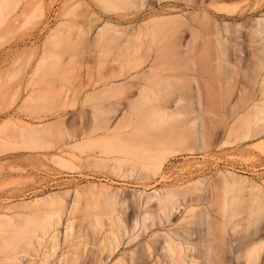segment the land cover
<instances>
[{"label":"rangeland","instance_id":"obj_1","mask_svg":"<svg viewBox=\"0 0 264 264\" xmlns=\"http://www.w3.org/2000/svg\"><path fill=\"white\" fill-rule=\"evenodd\" d=\"M130 1L0 0L9 10L8 20L0 18V248L53 209L32 200L68 192L70 202L78 190L75 240L96 223L107 235L112 220L123 233L105 264L137 242L150 246L153 256L165 239L198 240L207 223L213 225L217 264H249V246L264 236V0ZM19 53L26 60H17ZM154 58L164 69L143 75ZM193 78L200 87L206 146L190 153L184 150L194 145L191 116L171 113L163 123L150 110L177 98L186 106ZM108 84L122 87L105 91ZM177 158L190 160L185 171L202 173L168 180L165 166ZM163 160L155 175L154 162ZM230 173L236 181L226 184L222 176ZM203 178L195 193L179 195L175 202L182 206L170 216L150 201L156 190ZM201 212L209 214L208 222L200 220ZM99 235L89 250L97 251ZM0 261L10 262L1 251Z\"/></svg>","mask_w":264,"mask_h":264},{"label":"bare ground","instance_id":"obj_2","mask_svg":"<svg viewBox=\"0 0 264 264\" xmlns=\"http://www.w3.org/2000/svg\"><path fill=\"white\" fill-rule=\"evenodd\" d=\"M113 1V0H111ZM120 1V0H118ZM123 1V0H122ZM127 1V0H126ZM133 1V0H132ZM130 1V2H132ZM188 3L193 2V0H185ZM101 4V3H100ZM102 5V4H101ZM100 5V6H101ZM16 9V8H15ZM8 8L5 7V3L1 2L0 3V18L4 19V20H8L9 18V13H8ZM13 11V10H12ZM11 11V12H12ZM16 11V10H14ZM12 14H10L11 17ZM194 15V14H192ZM190 15V16H192ZM205 16V15H204ZM97 17V16H96ZM196 17V16H195ZM180 18V17H179ZM190 18V17H189ZM234 18V17H233ZM98 19V18H97ZM182 19V18H181ZM179 19V20H181ZM193 20V17L190 18V20ZM195 19V18H194ZM176 20V19H175ZM188 19H186L187 21ZM203 20V19H202ZM201 20V21H202ZM172 21V20H171ZM183 21V19H182ZM205 21V20H204ZM90 22V21H89ZM95 22V21H94ZM97 22V20H96ZM101 22V21H98ZM185 22V20L183 21ZM238 22V21H237ZM91 23V22H90ZM87 24V23H86ZM98 24V23H97ZM105 24V23H104ZM108 25V24H107ZM206 25H208L206 23ZM238 25V24H236ZM105 27H107L106 25H104ZM224 27V26H222ZM227 27V26H226ZM236 27V26H235ZM264 28V27H263ZM262 28V29H263ZM187 29V28H186ZM57 31V30H56ZM96 32V31H95ZM218 32V31H217ZM58 33V32H57ZM229 33V32H228ZM227 33V34H228ZM180 34V33H179ZM222 33H220L221 35ZM226 34V35H227ZM54 36V34L52 35ZM50 35V37H52ZM232 36V35H231ZM258 36V35H257ZM175 37V36H174ZM215 37V36H214ZM194 38V37H193ZM209 39H211L210 37H208ZM219 38V37H218ZM175 40V39H174ZM177 40V39H176ZM198 40V39H197ZM244 40V39H243ZM252 40V39H251ZM192 41V40H191ZM202 41V40H200ZM223 41V40H222ZM225 41V40H224ZM154 42V41H153ZM177 42V41H175ZM195 42L196 39H193V42L188 45V49H190L189 51H192L195 47ZM264 42V41H263ZM173 43V42H172ZM203 43V42H202ZM222 44V43H221ZM178 46V45H177ZM183 46V45H181ZM259 46V45H258ZM158 47V46H157ZM163 47V46H162ZM184 47V46H183ZM178 48V47H175ZM174 48V49H175ZM234 48V47H233ZM173 49V48H172ZM192 49V50H191ZM204 49V48H203ZM231 49V48H230ZM242 49V48H241ZM205 50V49H204ZM229 50V49H228ZM264 50V49H263ZM176 53V52H175ZM25 54V55H24ZM166 54V53H165ZM229 54V53H228ZM163 55V54H162ZM27 55L26 53H19L16 57L17 60H26ZM161 58V57H159ZM31 59V58H30ZM158 58H154L150 61V68L148 70L142 71L141 73L145 76H149V73L158 71V70H163L164 68L162 67L163 65H156V61ZM164 59V57H163ZM240 59V58H239ZM30 61V60H28ZM222 62V61H221ZM214 65V63H213ZM212 65V66H213ZM215 67V65H214ZM201 68V67H200ZM199 69V68H198ZM204 69V68H203ZM212 69V68H211ZM109 70V69H108ZM192 70V69H191ZM214 70V69H213ZM211 70V71H213ZM202 71V70H201ZM239 71V70H238ZM241 71V70H240ZM36 73V72H35ZM148 73V74H147ZM113 74L114 71H113ZM121 77H124V79L126 81L130 80L133 78V76L131 75H126V74H121ZM146 78V77H145ZM200 78V77H199ZM197 79V78H196ZM202 79V78H200ZM194 78L192 79V82L187 83L188 87L186 88H190L189 90H192L190 95H189V101L188 104L186 106H184V104L182 103L185 99L184 98H177L175 99L172 105H166L163 107H160L159 109H152L150 110V112H154V114H156L157 116L160 117V119L165 118L169 115H172L173 113L175 114H184V115H190L191 116V126L194 128L195 132H194V136L193 134L192 137H190L189 140L193 139L194 145L193 147L191 146L190 148H186L187 152H194L197 149L198 150H203L205 149L206 146V137L204 135V128H203V124L201 121V114L203 113V109H202V103H201V98H200V87H199V83H197L198 80L193 81ZM146 82V81H145ZM197 83L195 85H191L192 83ZM128 83V82H127ZM190 84V86H189ZM241 84V83H240ZM126 85V84H125ZM38 86V85H37ZM118 86V85H117ZM121 85H119L118 87L116 86H110V84L105 86V91L108 90H117V88H120ZM35 87V86H34ZM122 87V86H121ZM146 87V86H145ZM143 87V94L148 93L147 90H145ZM104 89V88H103ZM148 89V88H147ZM121 90V89H119ZM104 91V93H105ZM149 91V89H148ZM98 92V91H97ZM109 92V91H108ZM244 92V90H243ZM43 93V92H42ZM80 93V92H79ZM95 93V92H94ZM116 93V92H115ZM261 95H260V99H262V97L264 96V92L262 93L260 91ZM93 94V93H91ZM91 94L89 95L91 97ZM102 94V92H101ZM99 95V96H104V95ZM107 94V92H106ZM112 97V93H110ZM107 94V95H110ZM120 94V93H119ZM243 94V93H242ZM98 95V94H96ZM35 96V95H34ZM38 96V95H37ZM41 96V93H40ZM87 96V97H89ZM98 96V98H99ZM233 96V95H232ZM95 97V96H93ZM93 97H91L93 99ZM97 97V96H96ZM106 97V95H105ZM114 97V96H113ZM181 97V96H180ZM37 98V97H36ZM42 98V97H41ZM107 99L109 98V96L106 97ZM105 98V99H106ZM121 98V97H120ZM146 98V97H145ZM38 99V98H37ZM35 99V100H37ZM87 99V98H86ZM90 98H88L89 100ZM100 99V98H99ZM111 98H109L110 100ZM24 100V99H23ZM95 100L97 101V98H95ZM101 102H103V97ZM188 100V99H187ZM32 101V96H29L26 99V102ZM94 101V99H93ZM95 101V102H96ZM106 101V100H105ZM111 101V100H110ZM59 102V101H58ZM87 102V101H85ZM92 103V101H90ZM94 102V103H95ZM119 102V101H118ZM33 103V102H32ZM46 103V102H45ZM76 103V102H75ZM100 103V101H99ZM90 103L88 102V105ZM93 104V103H92ZM33 105V104H32ZM74 105V104H72ZM118 105V104H117ZM159 105V104H158ZM30 106V105H29ZM34 106V105H33ZM39 106V105H38ZM60 106V105H59ZM99 106V105H98ZM103 106V105H102ZM120 106V105H119ZM124 106V105H123ZM32 107V106H30ZM67 107V106H66ZM70 107V106H69ZM43 108V107H42ZM62 108V106H61ZM93 108V107H92ZM97 108V107H96ZM95 107L93 108L94 110L96 109ZM103 108V107H102ZM118 108V107H117ZM116 108V109H117ZM123 108V107H122ZM258 108V107H257ZM255 108V109H257ZM260 108V107H259ZM66 109V108H65ZM210 110V109H209ZM31 111V110H30ZM37 111V110H34ZM42 111V110H41ZM46 111V110H45ZM111 112V110H107ZM137 111V110H136ZM98 112V110H97ZM102 112H104L102 110ZM109 112V113H110ZM133 112V111H132ZM131 112V113H132ZM28 113V112H27ZM41 113V112H40ZM96 113V112H95ZM139 113V112H138ZM172 113V114H171ZM38 115V111L36 113ZM44 114V112H43ZM41 113V115H43ZM113 114V113H111ZM153 114V115H154ZM33 116V115H32ZM93 116V115H92ZM104 116L106 117V115L104 114ZM261 116V115H259ZM154 117V116H153ZM158 117V118H159ZM107 118V117H106ZM145 118V117H144ZM257 118V116H256ZM261 118V117H260ZM260 118H258V120H260ZM112 120V118H111ZM163 120V119H162ZM264 120V119H263ZM104 121V120H103ZM121 121V120H120ZM154 121V119H153ZM115 122V121H113ZM109 123V122H108ZM163 123H165V120H163ZM114 124V123H111ZM28 125V124H27ZM24 125V126H27ZM47 125V124H46ZM43 126L44 128L46 127ZM62 125V124H61ZM94 125V124H93ZM107 125V124H106ZM110 125V124H109ZM120 125V124H119ZM156 125V123H155ZM154 125V126H155ZM111 126V125H110ZM108 126V127H110ZM30 127V125H28V128ZM39 127V126H38ZM37 126L35 127L36 129L38 128ZM48 127V126H47ZM50 127V126H49ZM60 127V126H59ZM130 127V126H127ZM42 128V127H41ZM72 128V127H71ZM117 128V127H116ZM30 131H28V133L31 132V127L29 128ZM60 129V128H59ZM104 129V128H103ZM108 129V128H107ZM110 129V128H109ZM112 129V128H111ZM113 129H115L113 127ZM120 129V128H119ZM125 129V128H124ZM123 129V130H124ZM128 129V128H127ZM47 129L45 128V131ZM61 130V129H60ZM62 130H63V126H62ZM101 130V129H100ZM122 130V131H123ZM133 130V129H132ZM135 130V129H134ZM193 130V131H194ZM39 130L35 131L38 132ZM97 131V129H96ZM95 131V132H96ZM103 131V130H102ZM121 131V132H122ZM44 132V131H43ZM67 132V131H66ZM74 132V131H73ZM111 132V131H110ZM114 132V131H113ZM146 132V131H145ZM41 133V132H40ZM46 133V132H45ZM109 133V131L107 132ZM131 133V132H130ZM130 133L128 135H130ZM134 133V131H133ZM25 134V133H24ZM27 134V131H26ZM36 134V133H35ZM43 134V133H42ZM63 134V133H62ZM73 134V133H72ZM89 134V133H88ZM105 134V133H104ZM138 134V133H137ZM136 134V135H137ZM28 135V134H27ZM27 135H25V137H28ZM45 135V134H44ZM92 135V134H91ZM90 135V136H91ZM127 135V134H126ZM127 135V136H128ZM150 135V133L148 134ZM147 135V136H148ZM70 136V135H68ZM72 136V135H71ZM134 136V135H132ZM142 136V135H141ZM188 136V135H187ZM31 137V136H30ZM42 137V136H41ZM87 137V136H85ZM117 137V136H116ZM138 137V136H137ZM83 138V137H82ZM92 138V137H91ZM114 138V137H113ZM124 141H125V137ZM130 138V137H129ZM27 139V138H26ZM74 139V138H73ZM108 139V138H107ZM119 139V138H118ZM131 139V138H130ZM133 139V138H132ZM137 139V138H136ZM38 140V139H37ZM95 140V139H94ZM127 140V139H126ZM187 140V138H186ZM188 140V141H189ZM45 141V140H44ZM43 141V142H44ZM112 141V140H111ZM144 141V140H143ZM151 141V140H150ZM192 141V140H191ZM28 142V139L26 141V143ZM141 142V141H140ZM190 142V141H189ZM40 143V142H38ZM83 143V142H82ZM139 142H136V144ZM147 143V142H146ZM115 144V143H114ZM40 145V144H39ZM47 145V144H46ZM84 145V144H83ZM94 145V144H93ZM125 145V144H124ZM263 145V143H261V145L259 147H261ZM44 146V145H42ZM28 147V145H27ZM45 147V146H44ZM77 147V146H76ZM88 147V146H87ZM94 147V146H93ZM97 147H99L97 145ZM102 147V146H101ZM198 147V148H196ZM264 145L261 147L263 148ZM47 148V147H46ZM78 148V147H77ZM76 148V149H77ZM184 148V147H183ZM81 149V148H80ZM108 149V148H107ZM185 149V148H184ZM150 150V148H149ZM42 151H44L42 149ZM79 151V150H78ZM183 151V150H182ZM91 152V151H90ZM88 153V152H86ZM109 153V152H108ZM112 155V154H111ZM110 155V156H111ZM139 155V154H138ZM113 156V155H112ZM141 157V155H140ZM126 158V157H125ZM58 160V159H57ZM116 161V159H115ZM118 161V160H117ZM120 161V159H119ZM122 161V160H121ZM120 161V162H121ZM133 161V160H132ZM158 161V160H157ZM161 161V160H159ZM124 162V160H123ZM156 162V161H155ZM153 166L155 167L154 169V174H158L160 173V171L162 170V165L164 163V160L162 162H157V164ZM122 163V162H121ZM126 165V162H124ZM140 163V162H139ZM63 164V163H62ZM120 165V164H119ZM88 166V165H87ZM128 166V164L126 165ZM74 169V168H73ZM124 170V169H123ZM223 181L226 184H231L232 182H235L237 178L236 174L230 173L227 175H223ZM242 176L238 177L241 179ZM242 181H246L248 182V178L247 177H243L241 179ZM205 179H199L197 181H194L193 183L186 185L185 187L182 186V188L180 187H173V188H166V189H162L159 191H155L154 196L152 198H150V201L152 200H156L158 202V207L160 209V211L162 212V214H164L165 216H170L172 215L174 212H177L178 209L181 208V204H178L177 202L179 201L178 198L179 195L181 196L182 194L185 195V193L187 194L188 192L192 193L191 190H194L195 192L201 188V185H203L205 183ZM89 191V190H88ZM200 191V190H199ZM121 192V191H120ZM139 192V191H138ZM144 192V191H143ZM141 192V193H143ZM193 192V193H195ZM140 193V192H139ZM68 192H62V193H52L50 195H47L45 197H39V198H35L34 200H32V205L35 204H40V203H46V204H50L52 205L53 209L46 213L38 222H34L32 224L31 227L27 225L25 226L27 228V230H25L24 232L21 233H17L16 235H14L13 237H11L10 239L6 240L3 242L2 247L0 248L1 252H4L8 258V260H10V262H12V264H105L106 261H108L116 252L117 249L119 248L120 244H121V238L123 237V233L119 234V232L114 230V221L112 220L109 229L106 231V234L104 236V232L102 231V229H100V226H98V223H96V225L94 224H90L89 228L86 230L88 231L87 234L84 235H79L77 238V240L74 239V227H75V219L77 217L78 211H79V200L82 196V193L80 191H76L75 192V197L74 199H72L70 202H67L65 200L66 195L68 196ZM94 195V194H93ZM108 195V194H107ZM140 195V194H139ZM188 195V194H187ZM178 196V197H177ZM175 197H177L175 199ZM183 197V195H182ZM186 197V196H184ZM70 198V197H68ZM178 199V200H177ZM199 199V198H198ZM201 199V198H200ZM199 199V200H200ZM175 200H177V202H175ZM197 200V198H196ZM30 204V203H29ZM28 204V205H29ZM31 205V206H32ZM45 205V204H44ZM49 205V206H50ZM33 207V206H32ZM47 207V206H46ZM51 207V206H50ZM156 207V206H155ZM28 208V206H27ZM197 211V210H195ZM192 212V211H190ZM116 212H114L115 214ZM32 214V213H31ZM34 214V213H33ZM123 214V213H122ZM161 214V213H160ZM159 214V216H160ZM196 214V213H194ZM19 215V213H18ZM145 215V214H144ZM155 215V214H154ZM197 215V214H196ZM200 217V220L204 223H206V221L208 222L209 214L206 212H201L198 214ZM117 216V215H115ZM156 216V215H155ZM154 216V217H155ZM158 216V214H157ZM149 217V216H148ZM153 217V218H154ZM196 217V216H194ZM109 219V217H107ZM123 218V217H122ZM100 218H98L99 220ZM124 219V218H123ZM12 220V219H11ZM32 220V219H31ZM38 220V219H37ZM160 220V218H159ZM196 220V219H195ZM27 221V220H26ZM104 221V220H103ZM118 221V220H117ZM244 221V220H243ZM105 222V221H104ZM201 222V223H202ZM210 222V221H209ZM110 223V222H109ZM138 223V222H137ZM25 224V222H24ZM104 224V223H103ZM107 225V223H105ZM104 224V225H105ZM203 224V223H202ZM208 224V228L207 231L204 232L203 236L200 237V239L196 240L193 239V235L190 236V238L185 239L184 241H177L175 239H165L163 241L160 242L159 246L157 247V253L156 255H153L154 252L152 251L151 247L145 244H141V242H137L136 244L130 246L129 248H126L122 251L121 254H119L118 258L114 260V262L112 264H146L145 261L149 262V264H217L216 260L214 259V254L216 252V248H215V243L216 240L212 239V224L211 226ZM105 225V226H106ZM122 225V224H121ZM2 226V225H1ZM108 226V225H107ZM104 227V226H102ZM123 227V226H122ZM138 227V226H137ZM24 226L21 228L23 229ZM82 228V227H81ZM139 228V227H138ZM20 229V227H19ZM122 229V228H121ZM82 229H80L81 232ZM258 231V230H256ZM190 232V231H189ZM203 233V232H202ZM257 233V232H256ZM4 234V233H3ZM15 234V233H14ZM79 234V233H78ZM99 235L95 245L97 246V251L94 252L92 249L89 250L88 249V244L91 245L93 244L91 241H95L96 236ZM2 235V234H1ZM5 235V234H4ZM176 235V234H175ZM3 236V235H2ZM214 236V235H213ZM136 238H138V236H134L131 240H129L130 242H133L134 240H136ZM88 240H90L89 242H87ZM154 240V239H153ZM128 241V240H127ZM128 241V242H129ZM129 242V243H130ZM128 243V246H129ZM126 245V244H125ZM200 245V248H199ZM94 246V245H93ZM147 246V247H146ZM127 247V245L125 246ZM263 248V249H262ZM249 253L252 252L251 254V260L249 259L248 262L252 263V264H259L260 262V252L262 250H264V236H260L258 237V239L253 242L250 246H249ZM150 251V254H149ZM246 253V252H245ZM262 253V252H261ZM263 254V253H262ZM249 255V254H248ZM145 259V261H143V263L141 262L142 259ZM113 260V259H112ZM110 261V260H109ZM108 261V262H109ZM5 264H8L7 261H4ZM9 262V264H10ZM145 262V263H144ZM245 262V261H244ZM246 263V262H245ZM249 263V264H250ZM0 264H2V262L0 261Z\"/></svg>","mask_w":264,"mask_h":264},{"label":"built area","instance_id":"obj_3","mask_svg":"<svg viewBox=\"0 0 264 264\" xmlns=\"http://www.w3.org/2000/svg\"><path fill=\"white\" fill-rule=\"evenodd\" d=\"M203 157V156H201ZM196 159V158H195ZM190 160H185L183 158H177L175 160H172L165 166L164 170V177H166L168 180H182L187 178L191 173H202V170L200 168H195L193 171H185L186 170V164L189 163ZM226 166L231 170V164H226ZM237 166V165H236ZM237 171L243 170L244 167L240 166V168H237ZM262 171H264V167L261 168ZM204 171V170H203Z\"/></svg>","mask_w":264,"mask_h":264}]
</instances>
